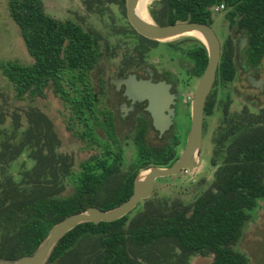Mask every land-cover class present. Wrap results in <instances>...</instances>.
Returning a JSON list of instances; mask_svg holds the SVG:
<instances>
[{"label":"trees","instance_id":"trees-1","mask_svg":"<svg viewBox=\"0 0 264 264\" xmlns=\"http://www.w3.org/2000/svg\"><path fill=\"white\" fill-rule=\"evenodd\" d=\"M101 1L119 5L124 11L125 0ZM164 1L171 14L169 22L208 23L217 12L214 6L223 2L228 26L241 28L246 36L245 58L264 69V0ZM7 9L32 57L30 62L0 60L1 73L13 87L15 97L44 95L51 85L70 109L67 128L89 145L100 147L76 167L72 157L59 150L61 141L53 121L40 107L14 106L0 100V255L17 256L31 252L48 228L66 214L91 204L107 208L128 197L141 167L172 162L183 145L189 115L182 135L175 126L171 137L157 145L146 141V124H138L132 134L134 158L120 174L121 179H115L124 162V147L112 119L99 109L100 94L92 86L91 70L103 53L98 35L71 18L51 15L42 0H8ZM136 33L127 21L122 35L138 38ZM141 36L146 41L138 42L144 48L159 42ZM232 41L227 36L220 52L215 89L204 106V135L211 117L217 111L221 114L210 136L217 151L210 185L188 208L167 214L127 213L113 220L79 223L60 237L45 264L73 251L85 236H94L97 241L95 251L89 255L96 264H133L126 243L150 245L160 237L173 240L190 253L212 254V264H248L246 252L233 245L264 199V103L256 108L243 103L231 110L235 74ZM163 47L171 56L182 55L190 61L183 68L185 79L200 76L207 51L199 38L185 35L163 42ZM74 118L81 128L74 126ZM22 156L25 160L14 173L12 162ZM111 179L112 185L100 192Z\"/></svg>","mask_w":264,"mask_h":264},{"label":"rangeland","instance_id":"rangeland-1","mask_svg":"<svg viewBox=\"0 0 264 264\" xmlns=\"http://www.w3.org/2000/svg\"><path fill=\"white\" fill-rule=\"evenodd\" d=\"M7 1L0 0V60L15 58L22 62H30L32 57L26 49L18 24L12 20L8 13ZM42 2L44 8L51 15L61 19L72 18L97 34L101 49L107 52V58L111 55V58L118 62L123 57L134 56L132 43L122 35L123 26L127 25V18L119 5L102 2L101 0H42ZM147 5L148 8L150 7L149 10L154 12V14L158 11L159 3L149 0ZM224 11L225 8L216 12L212 17L213 21L211 25L218 35L226 36L229 34L233 38V42H235L237 39L233 30L235 26L228 28L223 16ZM185 35L189 34H181L174 37L178 38ZM151 50L154 51L146 56V60L148 59L152 63H160V65L158 64L159 66L171 69L173 72L178 73L182 80L184 79L185 75L183 74L182 67L187 66V59L170 58L161 46H157L156 49L152 48ZM261 62L263 63V60ZM260 68L262 69V67ZM261 72L264 76V69ZM106 73L107 71H105ZM98 74L99 70L95 69L92 73L94 82H96ZM239 81L241 82L235 81L232 83L234 100L230 107L231 110L239 108L244 102L251 108H256L264 102V94H259L255 88L248 86L243 76ZM191 82L189 88L194 89L197 78H193ZM189 93L190 89H183L181 100L179 101L181 109L177 115L175 124L176 131L179 134L183 132L187 121ZM0 100L14 106L23 107L32 104L40 107L53 121L54 128L61 141L59 150L68 153L72 157L74 166L77 167L80 160L99 151V146L89 145L67 128L70 109L53 92L51 85L45 88L44 95H36L33 98H16L13 87L0 70ZM220 117V111H217L211 117L209 130L203 138L196 165L187 171L157 177L152 193L137 203L128 213L130 216L139 212L167 214L173 209L188 208L193 200L210 185L217 151L209 140V136L212 135L214 128L219 123ZM72 122L77 129L81 128L80 124H76L77 120L75 118ZM115 126L117 135L124 145V162L121 165V170L114 178L121 179L122 176L120 174L128 169V165L133 160L136 150L132 141V135L128 133L130 129L129 124L125 120L117 118ZM97 132L103 135L100 128H97ZM148 136L151 142L157 143L160 141L155 135L154 130H150ZM23 160H25V156L12 162L11 169L14 173L19 163ZM142 169L144 167L140 168V170ZM199 179L203 180L200 184H197ZM112 181L113 179L107 180L102 185L100 192L107 190L112 185ZM96 247L97 241L94 239V236H85L74 245L73 251L64 255V257H59L50 264H78V262H85L82 264H96L95 260L89 256L95 251ZM233 247L246 252L249 256L248 264H264V199L260 200L259 205L253 210L250 218L244 225L240 239ZM126 248L133 264H212V254L202 255L184 251L169 238L160 237L150 245H134L128 241Z\"/></svg>","mask_w":264,"mask_h":264},{"label":"water","instance_id":"water-1","mask_svg":"<svg viewBox=\"0 0 264 264\" xmlns=\"http://www.w3.org/2000/svg\"><path fill=\"white\" fill-rule=\"evenodd\" d=\"M136 2L137 0H125V13L129 23L140 34L153 39H168L181 34H189L199 38L206 47L207 62L198 78L190 100L189 127L182 148L172 162L149 164L144 169L139 170L133 180L132 193L122 201L107 208L91 204L84 209L66 214L48 228L45 236L31 252L17 256L0 255V264H45L60 237L77 224L85 221L99 222L117 219L129 213L140 200L152 193L157 177L176 174L183 168H192L196 165L203 141L204 106L216 77L220 57L219 38L212 25L206 21L176 20L159 23L155 22L148 13L147 17L144 18L136 12ZM245 42L246 37H243L241 46ZM263 81V78L254 80L252 76L248 75V82L251 85L260 86V89L263 87ZM126 83L128 94L130 93L134 98H146L148 100L147 109L151 113L152 124L155 129L160 134L168 130L174 123V110L169 104L174 103L176 97V94L170 91V83L165 80L153 82L147 78L137 79L130 76Z\"/></svg>","mask_w":264,"mask_h":264},{"label":"flooded vegetation","instance_id":"flooded-vegetation-1","mask_svg":"<svg viewBox=\"0 0 264 264\" xmlns=\"http://www.w3.org/2000/svg\"><path fill=\"white\" fill-rule=\"evenodd\" d=\"M152 1L159 3V6H158V11L155 12V14H154V12H151L149 10L150 7L148 8V5H147V11H148V14L150 15V17L155 22L168 23L169 19H171V14L165 8V1L164 0H152ZM124 13H125V2H124ZM125 16H126V13H125ZM225 22L228 26V22L226 20H225ZM228 28H230V27L228 26ZM233 30H234V33H235L237 39L235 42L232 41L233 42V49H234L233 58L235 60V74H234V77L232 78L231 83H234L235 81L241 82L239 80L243 76V79L245 80V82L248 86H250L251 88H255L259 94H264V81H263L262 89H260V86H256V85L254 86L248 82V75L252 76L254 80H257L259 78L264 79V76L262 75V72H261L262 69L260 68V66L252 65L245 58L244 48L247 45V40L241 46L242 38L246 37L243 34L241 28L235 27ZM216 34H217V32H216ZM136 35L138 38L134 37V38L128 39L125 36V38L129 42L132 43V46H133L132 50L134 53L133 57H123L117 62V61L113 60V58H111V55H109L107 58L106 50L102 49L103 53L101 54L99 60L94 64V66L91 70V73H93V71L95 69L99 70V74L96 78L97 79L96 82H94L93 78H92V86L99 91V94H100V99L98 102L99 109L105 111L106 114H108V118L112 119L111 121L114 124V129H115L116 134H117V130H116V126H115V120L117 118L123 119L129 124L130 129H129L128 133L131 135L135 132V128L138 124H141V125L146 124L145 130H144L146 141L151 145H157L160 142L165 143L171 137V134H172L173 129H174L175 124H176L177 115L179 114V111L181 109L179 106V101L181 100V93H182L183 89H185V90L190 89V93L192 94L188 100V103H187V109H188V115H189L190 100L192 99L193 92H194V89L189 88V85L192 83L191 81L194 77H189L186 79L184 78L182 80V78L178 75V73L173 72L171 69H168L166 67H161V66H159L160 63H157V62L152 63L148 59L147 60L145 59L147 55L151 54V52L153 53L154 50H151L152 48L156 49L157 46L163 47V42L168 41V40H177V39H180L182 37H178V38L174 37V38H168V39H157V40H159L157 45H152V46H148V48H144L143 46H141L142 45L141 43L146 41L145 38H143L141 36L142 34H140L139 32H137ZM217 36H218L219 41H220V52H221L224 45L227 44V42H226L227 36H230V35L227 34L226 36H223V35L217 34ZM232 40H233V38H232ZM138 41H140L141 43H139ZM163 48L170 58H173V59L178 58L179 60L183 58L184 60H186V58L182 57V55H178V56H174V57L171 56L168 53V51L165 49V47H163ZM187 61H188V59H187ZM189 62L190 61H188V64H189ZM188 64H187V66H188ZM187 66H185V67H187ZM185 67H182V68H185ZM105 71H107L106 74H105ZM241 74H242V76H241ZM129 76L131 78L135 77L137 79L147 78L153 82H157L159 80H165L166 82L170 83V91H172L176 94V97L174 98L175 102L174 103L171 102L169 104V106L173 107V110H174V116H173V120H174L173 124L174 125L172 124L170 126L171 129L173 127L172 130L169 128L168 130H166L165 132L160 134V132L157 129H155V127L152 124L151 113L147 109L148 100L146 98H140V99L134 98L130 93L128 94V92H127L126 80L129 78ZM195 78H197V81H198L199 76H197ZM195 86H196V84H195ZM214 86H215V80H214V82H213V84L209 90V93L213 92V90L215 89ZM231 91H232V84H231ZM209 93H208V95H209ZM232 98L234 99L233 95H232ZM233 99H232V101H233ZM244 103L247 104L246 102H244ZM204 115H205V113H204ZM204 115H203V120H204ZM209 126H210V124L208 123L207 133L209 130ZM150 130H154L155 135L160 139L159 142L154 143V142L150 141V137L148 136V132ZM205 136H206V134L205 135L203 134V138ZM210 138L211 137L209 136V140H210ZM184 140H185V137H184ZM120 141H121V139H120ZM121 144H123L122 141H121ZM183 144H184V141H183ZM182 146L179 147V150L182 148ZM123 147H124V145H123ZM179 150H178V152H179ZM150 164H153V163H150ZM202 180L203 179H199L197 184H200Z\"/></svg>","mask_w":264,"mask_h":264},{"label":"bare ground","instance_id":"bare-ground-1","mask_svg":"<svg viewBox=\"0 0 264 264\" xmlns=\"http://www.w3.org/2000/svg\"><path fill=\"white\" fill-rule=\"evenodd\" d=\"M149 2V0H137L136 2V12L142 16V17H147V3ZM193 33V32H190Z\"/></svg>","mask_w":264,"mask_h":264},{"label":"built area","instance_id":"built-area-1","mask_svg":"<svg viewBox=\"0 0 264 264\" xmlns=\"http://www.w3.org/2000/svg\"><path fill=\"white\" fill-rule=\"evenodd\" d=\"M225 8V5H224V3L223 2H221V3H219V4H216L215 6H214V10L215 11H219V10H222V9H224ZM191 93H189L188 94V97L190 98L191 97ZM189 168H183L182 169V171H187Z\"/></svg>","mask_w":264,"mask_h":264}]
</instances>
